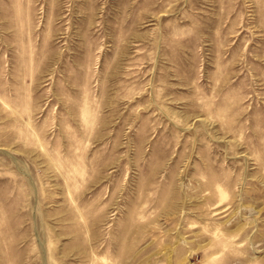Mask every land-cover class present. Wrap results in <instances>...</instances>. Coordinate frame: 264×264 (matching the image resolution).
Masks as SVG:
<instances>
[{"label": "rangeland", "instance_id": "obj_1", "mask_svg": "<svg viewBox=\"0 0 264 264\" xmlns=\"http://www.w3.org/2000/svg\"><path fill=\"white\" fill-rule=\"evenodd\" d=\"M0 264H264V0H0Z\"/></svg>", "mask_w": 264, "mask_h": 264}]
</instances>
